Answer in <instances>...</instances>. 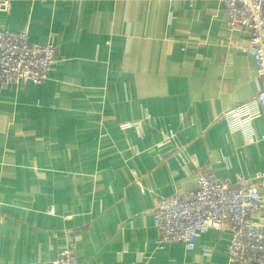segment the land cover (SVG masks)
<instances>
[{"label":"crops","instance_id":"obj_1","mask_svg":"<svg viewBox=\"0 0 264 264\" xmlns=\"http://www.w3.org/2000/svg\"><path fill=\"white\" fill-rule=\"evenodd\" d=\"M0 25L57 49L46 81L0 86V264L52 262L70 243L82 264H238L230 230L159 246L151 213L202 170L264 171V140L222 118L261 86L225 3L13 0Z\"/></svg>","mask_w":264,"mask_h":264},{"label":"built area","instance_id":"obj_2","mask_svg":"<svg viewBox=\"0 0 264 264\" xmlns=\"http://www.w3.org/2000/svg\"><path fill=\"white\" fill-rule=\"evenodd\" d=\"M12 1L0 0V14L10 10ZM221 1L226 5L231 29L250 34L245 50L253 57L254 71L261 81L256 95L227 109L222 118L231 132L243 135L245 143H256L264 140V134L258 135L254 126L264 115V0ZM56 61L57 49L52 43L31 42L27 29L10 31L0 25V86L42 83ZM129 126L140 127V122ZM51 212L54 213L53 208ZM151 213L159 246L180 241L192 250L209 229H227L232 234L227 247L231 260L238 264H264V171L250 177L239 174L232 181L210 169L202 170L197 189L190 197L162 196ZM42 264L82 263L75 244L70 243L59 258Z\"/></svg>","mask_w":264,"mask_h":264}]
</instances>
